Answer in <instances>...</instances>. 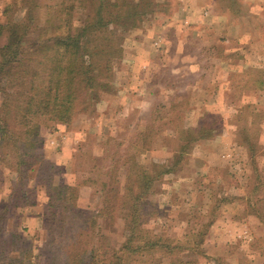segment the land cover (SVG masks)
Wrapping results in <instances>:
<instances>
[{
    "label": "rangeland",
    "instance_id": "rangeland-1",
    "mask_svg": "<svg viewBox=\"0 0 264 264\" xmlns=\"http://www.w3.org/2000/svg\"><path fill=\"white\" fill-rule=\"evenodd\" d=\"M142 1L138 26L99 36L67 121L34 115L26 147L0 141V264H264V0ZM94 2L0 0V26L29 17L25 45L73 34Z\"/></svg>",
    "mask_w": 264,
    "mask_h": 264
},
{
    "label": "trees",
    "instance_id": "trees-1",
    "mask_svg": "<svg viewBox=\"0 0 264 264\" xmlns=\"http://www.w3.org/2000/svg\"><path fill=\"white\" fill-rule=\"evenodd\" d=\"M94 1V7L87 18L89 21L85 22L80 32L77 28L73 34L70 33V24L65 21L63 25L56 26L58 32L65 29L63 34L45 37V34L38 33L36 38L25 45L27 35L37 30L29 17L23 23L6 21L0 26V35L5 36V43L0 47V93L4 96L0 103V141L3 146L24 147L26 141L33 139L34 115L67 121L73 111L81 82L93 87V76L96 71H101L96 55L107 51L108 47L104 49L99 44V36L102 34L113 46V26L124 29L138 26L152 12L153 7L150 2L143 3L142 0L130 7H127L126 0ZM11 10V6H6L3 12L8 14ZM94 41L95 44L91 45ZM43 77L46 81L42 80ZM160 169L158 176L173 171L172 167ZM141 178L145 181L139 187V194L134 195L130 186L125 189L124 199L132 200L133 204L127 207L122 204L130 213L138 211L135 203L148 190L150 179L145 174H141L138 179ZM52 189L56 194L55 200L65 196V190L69 191V197L61 202L67 208L75 205L74 192L69 187L59 185ZM110 193L114 195L115 191L111 189ZM129 219L124 246L140 238L134 234L137 222L133 221L132 216ZM140 243L143 244L140 248L157 244L155 240ZM116 258L118 264L119 257ZM7 264H16V261Z\"/></svg>",
    "mask_w": 264,
    "mask_h": 264
}]
</instances>
